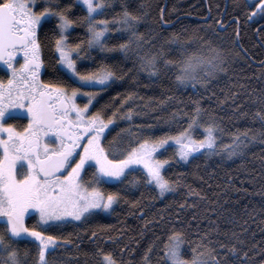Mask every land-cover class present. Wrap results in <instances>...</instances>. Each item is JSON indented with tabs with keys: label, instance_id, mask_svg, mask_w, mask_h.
<instances>
[{
	"label": "trees",
	"instance_id": "1",
	"mask_svg": "<svg viewBox=\"0 0 264 264\" xmlns=\"http://www.w3.org/2000/svg\"><path fill=\"white\" fill-rule=\"evenodd\" d=\"M56 2L61 7L73 3L69 15L78 22L68 32L69 43L86 42V21L79 19L86 10L76 0ZM36 3L44 6V0ZM256 3L258 0H109L98 19L118 16L127 5L142 16L138 31L144 40L139 48L134 44L128 54L102 51L98 46L88 48L86 43L81 44L84 53L80 58L73 53L82 73L100 72L106 66L116 73L103 91L81 86L58 69L54 21L44 23L39 33L44 60L40 78L68 91L82 88L86 93L99 92L89 114L100 111L107 120L117 113L105 129L102 143L106 147L114 138L122 140L123 147H136L146 138L178 135L188 128L197 102L202 113L192 129L194 138L202 139L204 125L213 120L219 126L217 150L211 154L202 150L182 162L174 146L160 151L159 159L168 160L162 174L172 183L162 196L148 183L145 172L134 169L124 184L138 177L135 185L99 184L106 193L122 192L120 201L106 214L95 211L86 220L45 227L35 215H28L25 224L29 228L59 238L55 251L47 256L51 264H106V253L116 264H146L143 257L149 249L151 264H169L165 247L174 233L183 241L185 259H191L192 249L203 242L215 249L220 259L235 244L239 252H229L228 264L264 262V120L257 115L264 112V13L252 14ZM219 23L223 29L218 28ZM119 27L113 25L107 34L109 46L127 38ZM214 50L224 58L226 72L211 76L200 72L207 85L199 80L177 81L180 63L188 55L211 59L217 55ZM153 54L158 57L160 71L150 75L141 67V57ZM167 60L175 63L167 64ZM6 79L0 75L1 81ZM128 109H132L131 119L124 115ZM12 117L5 123L18 130L27 126L28 119ZM236 135L246 147L241 154L229 157L223 145H231ZM94 173V167H87L84 182L91 183ZM4 229L0 219V232ZM221 244L228 247L221 249ZM37 245L34 238L17 241L22 257L28 250V256L23 257L26 264H38Z\"/></svg>",
	"mask_w": 264,
	"mask_h": 264
},
{
	"label": "snow or ice",
	"instance_id": "2",
	"mask_svg": "<svg viewBox=\"0 0 264 264\" xmlns=\"http://www.w3.org/2000/svg\"><path fill=\"white\" fill-rule=\"evenodd\" d=\"M76 3L86 8V15L79 19L86 21L88 39L81 44L124 54H128L134 44L137 48L141 46L144 34L138 31V26L142 16L134 14L127 5L118 16L98 19L103 17L109 0H76ZM72 7L73 3L61 7L56 0H44L43 7L36 0H0V61H4L12 71L7 86L0 81V219L5 225L4 231L0 232L2 264H26L23 257L28 256V250H24L22 257L17 247V241L22 238L38 241V264H51L47 256L55 251L59 238L35 227L29 228L25 224L29 209L38 210L45 224L65 221L69 217L76 221L86 220L97 209L111 210L122 198L121 190L106 193L99 184L114 182L129 187L139 183V178L135 177L124 184L136 165H143L148 183H154L160 195L168 192L172 183L162 174L168 160L159 159V152L166 150L170 141L178 146V155L185 161L201 149L209 154L217 150L216 130L219 126L214 120L204 125L202 139L192 135V129L200 122L202 113L198 102L188 128L176 136L146 138L136 147H123V141L114 138V142L106 147L102 143L105 129L113 123L117 113L114 112L107 120L100 111L89 114V106L99 92L84 93L88 102L81 107L75 98L82 88H73L69 93L63 86L45 84L40 78L44 60L39 33L48 21H54V46L60 71H70L84 87H97L100 91L116 77V73L107 66L100 72L82 73L78 70L77 59L84 53V48L81 44L73 46L68 41L69 30L78 22L69 15ZM257 12L264 13V0L256 3L252 14ZM113 25H119L117 30L126 33L127 38L109 46L106 43L107 34L113 30ZM214 51L217 55L211 59L194 53L188 55L180 63L177 81L183 84L199 80L207 85L208 81L200 76V72L206 76L226 72L224 58L218 50ZM21 52L24 62L16 68L13 61ZM73 53H76L77 59L73 58ZM166 63L173 64L175 61L167 60ZM141 67L150 75L158 74L157 55L141 57ZM9 109H25L29 117L27 126L18 130L14 125L5 123L6 119L13 118ZM124 115L131 119L132 109ZM257 115L264 120V112ZM223 147L232 157L241 154L246 145L236 135L231 145ZM87 167L96 168L91 183L83 181L82 173ZM182 243L180 234L174 233L170 237L165 247V259L169 264H228L229 252H239L233 244L229 252L224 253V259H220L214 254L215 249L201 242L192 249L191 259H185L181 251ZM220 247L224 249L228 246L221 244ZM150 251L143 257L146 264H151ZM243 256L247 258L248 253L245 251ZM104 260L106 264H116L109 253L104 254Z\"/></svg>",
	"mask_w": 264,
	"mask_h": 264
},
{
	"label": "rangeland",
	"instance_id": "3",
	"mask_svg": "<svg viewBox=\"0 0 264 264\" xmlns=\"http://www.w3.org/2000/svg\"><path fill=\"white\" fill-rule=\"evenodd\" d=\"M81 6L86 10V8H85L83 5H81ZM93 47H96V46H93ZM21 53H22V52H21ZM56 53H57V51H56ZM17 54H19V53H17ZM57 56H58V53H57ZM16 68H19V66L16 65ZM65 72H66V73H67V74H68V75H69V76H70L75 82H77L79 85L82 86V84H81V82L78 80V78L75 77L70 71H66V70H65ZM10 73H11V74L8 76L7 81L12 77V72H10ZM7 81L4 83L5 86H7ZM70 92H71V91H69V93H70ZM84 93H86V92H80V93L77 94V96H76V98H75V102H76L78 105H80V103H79V101H78L79 99H80V100H83L85 103L88 102V98L84 95ZM85 103H84V104H85ZM84 104H83V105H84ZM83 105H80V106L83 107ZM90 106H91V105H90ZM90 106H89V109H90ZM10 112H11L12 116L29 119L28 114H27V112H26L25 109H11ZM106 130H107V129H106ZM106 130H105V132H106ZM175 136H176V135H175ZM50 142H51V141H50ZM84 142L86 143V140H85ZM169 145H172V146L175 147V149H176V151H177V155H178V146L175 145L174 141H170V142H169ZM202 150H204V149H201L200 151H202ZM159 153H160V152H159ZM178 158H179L180 161H182V162H186L185 160L181 159V158L179 157V155H178ZM165 165H166V164H165ZM165 165H164V167H165ZM164 167H163V168H164ZM134 169H140V170H142L143 172L146 173V170L143 168V165H136V166H134ZM162 170H163V169H162ZM21 171H23V170L21 169ZM95 172H96V168H95ZM65 174H66V173H65ZM83 174H84V172L82 173V177H83ZM83 181H84V180H83ZM152 184L155 186V188L157 189V192H158L159 195H160L159 188H158L154 183H152ZM166 193H167V192H166ZM166 193H164V194H166ZM160 196H162V195H160ZM114 205H115V204H114ZM114 205H113V206H114ZM96 211L106 214V213H108L110 210L97 209ZM31 214H33V215L36 216V219H37V221H38V223H39V225H40L41 227H45V226H47V225H49V224L62 223V222H65V221H76V220H74L73 218L69 217V218H66L65 221H49L47 224H45L44 221H42V220L40 219V215H39L38 210H36V209H29V211H28L27 215L25 216V218H26L28 215H31Z\"/></svg>",
	"mask_w": 264,
	"mask_h": 264
},
{
	"label": "flooded vegetation",
	"instance_id": "4",
	"mask_svg": "<svg viewBox=\"0 0 264 264\" xmlns=\"http://www.w3.org/2000/svg\"><path fill=\"white\" fill-rule=\"evenodd\" d=\"M23 62H24L23 53L16 54L14 61H13L14 66L16 67V65H17L20 67V65L23 64ZM10 72H12V71H11V69L8 68L7 64L4 61H1L0 62V75H3L5 77H7V79H8V76L11 74ZM7 79L3 82L5 83L7 81ZM10 110L11 109H9V111Z\"/></svg>",
	"mask_w": 264,
	"mask_h": 264
},
{
	"label": "bare ground",
	"instance_id": "5",
	"mask_svg": "<svg viewBox=\"0 0 264 264\" xmlns=\"http://www.w3.org/2000/svg\"><path fill=\"white\" fill-rule=\"evenodd\" d=\"M218 28H219V29H223V27H222V26H220V23H219V26H218Z\"/></svg>",
	"mask_w": 264,
	"mask_h": 264
},
{
	"label": "water",
	"instance_id": "6",
	"mask_svg": "<svg viewBox=\"0 0 264 264\" xmlns=\"http://www.w3.org/2000/svg\"><path fill=\"white\" fill-rule=\"evenodd\" d=\"M1 62V61H0Z\"/></svg>",
	"mask_w": 264,
	"mask_h": 264
}]
</instances>
